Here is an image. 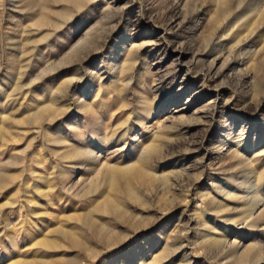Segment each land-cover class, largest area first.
<instances>
[{"label": "rangeland", "instance_id": "obj_1", "mask_svg": "<svg viewBox=\"0 0 264 264\" xmlns=\"http://www.w3.org/2000/svg\"><path fill=\"white\" fill-rule=\"evenodd\" d=\"M0 264H264V0H0Z\"/></svg>", "mask_w": 264, "mask_h": 264}, {"label": "bare ground", "instance_id": "obj_2", "mask_svg": "<svg viewBox=\"0 0 264 264\" xmlns=\"http://www.w3.org/2000/svg\"><path fill=\"white\" fill-rule=\"evenodd\" d=\"M254 140H256V138H254ZM237 145H240V142L237 144ZM243 149V151L245 152V151H249V150H252V151H254L256 148H257V146H255V145H253V146H246V144H244V146L242 147ZM26 152V151H25ZM25 152H23V154L25 153ZM131 166V165H130ZM124 169V168H123ZM126 169V168H125ZM116 170V169H115ZM119 170V169H118ZM122 170V169H121ZM120 171V170H119ZM125 171V170H124ZM112 172H113V169H112ZM111 172V173H112ZM113 174H115V173H113ZM116 174H117V172H116ZM115 174V175H116ZM125 175H126V178L127 179H133V180H136V181H142V182H148V177L144 174V172H143V170L142 169H140V168H137V167H134V166H132V167H129V168H127L126 169V172H125ZM112 177H113V175H112ZM110 180V179H109ZM126 180V179H125ZM117 182V181H116ZM126 182H128V181H126ZM110 183H112V182H110ZM110 185V184H109ZM114 185H112V187H113ZM120 189H121V187H120ZM120 189H118V190H120ZM116 191V190H115ZM119 193V192H118ZM122 193V192H121ZM134 195H135V193H133ZM130 195V194H129ZM132 195V194H131ZM133 195V196H134ZM116 196V195H115ZM124 197V196H123ZM256 206H257V204H256V202L255 203H253V205H252V209L254 210V208H256ZM250 208V209H251ZM251 209V210H252ZM145 229H147L146 227H145ZM234 234V233H233ZM203 239V238H202ZM50 241V240H49ZM158 242V237H157V239H155L154 241H152L151 242V245L150 246H148L146 249H144V247H143V239H141V240H138L137 241V244H134L135 245V247H138V248H140V251H146L148 248H153V244L155 243H157ZM226 243V242H225ZM228 243V242H227ZM234 243V242H233ZM141 245V246H140ZM140 246V247H139ZM188 261H185V263H187Z\"/></svg>", "mask_w": 264, "mask_h": 264}]
</instances>
